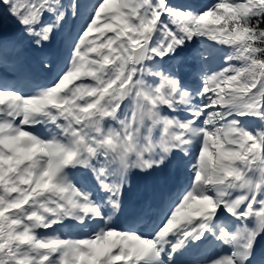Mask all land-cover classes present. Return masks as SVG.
I'll return each instance as SVG.
<instances>
[{
  "label": "snow or ice",
  "instance_id": "snow-or-ice-1",
  "mask_svg": "<svg viewBox=\"0 0 264 264\" xmlns=\"http://www.w3.org/2000/svg\"><path fill=\"white\" fill-rule=\"evenodd\" d=\"M0 264H264V0H0Z\"/></svg>",
  "mask_w": 264,
  "mask_h": 264
},
{
  "label": "bare ground",
  "instance_id": "bare-ground-1",
  "mask_svg": "<svg viewBox=\"0 0 264 264\" xmlns=\"http://www.w3.org/2000/svg\"><path fill=\"white\" fill-rule=\"evenodd\" d=\"M62 62H63V60L60 63H62Z\"/></svg>",
  "mask_w": 264,
  "mask_h": 264
}]
</instances>
